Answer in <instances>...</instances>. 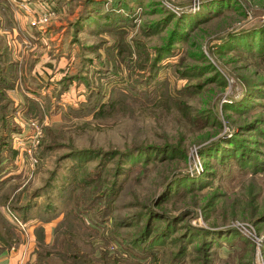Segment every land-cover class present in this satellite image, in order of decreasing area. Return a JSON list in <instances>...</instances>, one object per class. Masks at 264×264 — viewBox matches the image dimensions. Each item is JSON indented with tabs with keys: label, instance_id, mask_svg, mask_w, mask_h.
Returning <instances> with one entry per match:
<instances>
[{
	"label": "rangeland",
	"instance_id": "rangeland-1",
	"mask_svg": "<svg viewBox=\"0 0 264 264\" xmlns=\"http://www.w3.org/2000/svg\"><path fill=\"white\" fill-rule=\"evenodd\" d=\"M21 1L0 0V256L264 264V0H34L29 22Z\"/></svg>",
	"mask_w": 264,
	"mask_h": 264
},
{
	"label": "crops",
	"instance_id": "crops-1",
	"mask_svg": "<svg viewBox=\"0 0 264 264\" xmlns=\"http://www.w3.org/2000/svg\"><path fill=\"white\" fill-rule=\"evenodd\" d=\"M19 6L23 9L21 11L27 15V18L25 19L29 22V20L32 18L31 10L36 7V5L34 6V0H22L19 2ZM7 10L10 11L11 9ZM16 28H18V26ZM22 248L18 246V248H15L14 252L9 253L6 256H0V264H20L24 259V255L21 254Z\"/></svg>",
	"mask_w": 264,
	"mask_h": 264
},
{
	"label": "built area",
	"instance_id": "built-area-1",
	"mask_svg": "<svg viewBox=\"0 0 264 264\" xmlns=\"http://www.w3.org/2000/svg\"><path fill=\"white\" fill-rule=\"evenodd\" d=\"M167 1L168 2H172L173 0H167ZM53 14H54V12L52 10L48 9V10L44 11L43 13H41L38 16V18H37L36 21H32L31 23L34 24L36 22L41 23L43 21H46L48 18H50L51 16H53Z\"/></svg>",
	"mask_w": 264,
	"mask_h": 264
},
{
	"label": "trees",
	"instance_id": "trees-1",
	"mask_svg": "<svg viewBox=\"0 0 264 264\" xmlns=\"http://www.w3.org/2000/svg\"><path fill=\"white\" fill-rule=\"evenodd\" d=\"M172 36H173V34H171V36H170V37H171V39H172ZM237 149H238V145H237ZM239 153H241V150H240V152H239Z\"/></svg>",
	"mask_w": 264,
	"mask_h": 264
}]
</instances>
